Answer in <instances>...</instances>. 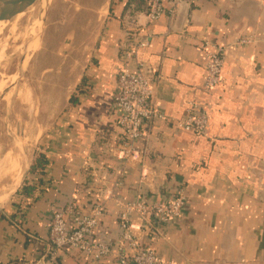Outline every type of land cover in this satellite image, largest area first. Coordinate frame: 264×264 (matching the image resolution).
Masks as SVG:
<instances>
[{
    "label": "crops",
    "instance_id": "0c3cea01",
    "mask_svg": "<svg viewBox=\"0 0 264 264\" xmlns=\"http://www.w3.org/2000/svg\"><path fill=\"white\" fill-rule=\"evenodd\" d=\"M177 1L171 14L165 0V14L150 21L146 0H106L103 15L70 13L67 0H54L37 59L40 118L51 124L21 190L0 209V264H46L51 216L68 204L86 212L102 205L96 239L115 247L126 203L178 194L186 198L179 219L149 235L135 221L164 264H264V0ZM140 38L148 44L139 59L162 118L143 125V164L126 167L110 150L122 142L114 95L124 54ZM214 44L226 48V62L223 83L207 93ZM193 99L208 116L204 133L177 125ZM40 155L44 173H31ZM24 185L34 186L30 195L21 193ZM52 264H116V256L59 252Z\"/></svg>",
    "mask_w": 264,
    "mask_h": 264
},
{
    "label": "built area",
    "instance_id": "2783aa9c",
    "mask_svg": "<svg viewBox=\"0 0 264 264\" xmlns=\"http://www.w3.org/2000/svg\"><path fill=\"white\" fill-rule=\"evenodd\" d=\"M165 0H146L147 17L150 21L161 18L165 12ZM172 1L169 13L178 5ZM240 42L249 43L250 39ZM148 43L144 39L135 40L126 50L124 60L117 77V91L114 95V108L117 112V123L125 140L113 147L111 154L122 160L126 167L143 164V151L138 148L142 140L144 126L148 121L162 118V113L154 108L151 97L153 87L147 76L145 64L139 59L140 48ZM226 48L214 44L207 52L206 76L204 90L210 93L223 83L222 71L226 62ZM178 127L184 131L204 133L208 128L207 113L201 109L199 102L190 101L184 119L178 121ZM186 204L183 194L169 200H155L147 204L143 197H137L126 203L120 214V227L116 246L95 239V231L105 215L102 205L91 212L80 210L75 204H68L63 209L53 211L49 226L50 258L46 264L55 262L59 252H81L90 254L96 260H103L112 254L116 264H164V259L153 249L145 246L143 239L136 233L145 224L144 232L151 234L157 226L179 219Z\"/></svg>",
    "mask_w": 264,
    "mask_h": 264
},
{
    "label": "rangeland",
    "instance_id": "374dc122",
    "mask_svg": "<svg viewBox=\"0 0 264 264\" xmlns=\"http://www.w3.org/2000/svg\"><path fill=\"white\" fill-rule=\"evenodd\" d=\"M53 2L39 1L19 17L0 21V209L21 190L33 150L43 130L51 124L50 120L40 118L45 92L44 86L39 85L44 77L41 78L43 72L37 59L44 45L46 17ZM80 8L99 9L103 15L106 0H67L65 4L70 13ZM11 159L18 165L15 172L9 170Z\"/></svg>",
    "mask_w": 264,
    "mask_h": 264
},
{
    "label": "water",
    "instance_id": "95a60500",
    "mask_svg": "<svg viewBox=\"0 0 264 264\" xmlns=\"http://www.w3.org/2000/svg\"><path fill=\"white\" fill-rule=\"evenodd\" d=\"M39 1L44 0H0V21H10ZM45 10L48 8L45 7Z\"/></svg>",
    "mask_w": 264,
    "mask_h": 264
},
{
    "label": "trees",
    "instance_id": "16d2710c",
    "mask_svg": "<svg viewBox=\"0 0 264 264\" xmlns=\"http://www.w3.org/2000/svg\"><path fill=\"white\" fill-rule=\"evenodd\" d=\"M122 131V130H121ZM125 140V137L123 135V132H122V140L121 141H124ZM47 165V160L46 158L43 156V155H40L37 157L36 161H34V163H32L31 165V168H30V172L31 173H40V174H43L44 173V170H45V167ZM34 189V186H27V185H24L21 193L23 194H26V195H30L31 191ZM86 212V211H84ZM91 212V211H90ZM86 213H89V212H86ZM0 216H2V214L0 213ZM118 224L120 225V216L118 218ZM120 227V226H119ZM97 230L95 231V239H96V233ZM96 240H102V239H96ZM102 241H105V240H102ZM106 242V241H105ZM87 255H90V254H87ZM91 256V255H90ZM93 257V256H92ZM95 259V258H94ZM96 260V259H95ZM99 261V260H98Z\"/></svg>",
    "mask_w": 264,
    "mask_h": 264
},
{
    "label": "bare ground",
    "instance_id": "6f19581e",
    "mask_svg": "<svg viewBox=\"0 0 264 264\" xmlns=\"http://www.w3.org/2000/svg\"><path fill=\"white\" fill-rule=\"evenodd\" d=\"M23 14V13H22ZM22 14H19L17 17H19L20 15H22ZM15 23V22H14ZM0 27H1V25H0ZM13 29V28H12ZM29 138V137H28ZM28 141V140H27ZM20 142V141H19ZM20 144V143H19ZM25 148H26V146H25ZM12 151V150H11ZM10 152V151H9ZM8 152V153H9ZM6 153H7V151H6ZM14 157V156H13ZM15 159V158H14ZM23 159H24V157H23ZM20 160V159H19ZM26 160V159H25ZM13 162V159H11V160H9V163L11 164L10 166V169L9 170H12V172H15L16 171V166H18V165H15V164H13L12 163ZM8 163V162H7ZM18 163V161L16 162V164ZM22 163V162H21ZM8 165V164H7ZM21 166V165H20ZM28 166V165H27ZM8 167H9V165H8ZM7 167V168H8ZM21 168V167H20ZM19 168V169H20ZM1 170V169H0ZM21 172V171H20ZM13 176V175H12ZM15 179V178H14ZM12 186V185H11ZM5 189V188H4ZM12 190V189H11ZM4 194V193H3Z\"/></svg>",
    "mask_w": 264,
    "mask_h": 264
}]
</instances>
